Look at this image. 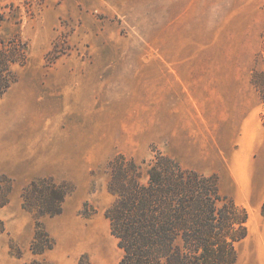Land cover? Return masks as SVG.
<instances>
[{
  "label": "rangeland",
  "instance_id": "rangeland-1",
  "mask_svg": "<svg viewBox=\"0 0 264 264\" xmlns=\"http://www.w3.org/2000/svg\"><path fill=\"white\" fill-rule=\"evenodd\" d=\"M0 41L27 56L0 97V264L36 259L39 228L52 264H119L110 163L146 184L158 153L218 178L249 213L237 264H264V0H0ZM45 179L72 192L37 218Z\"/></svg>",
  "mask_w": 264,
  "mask_h": 264
},
{
  "label": "trees",
  "instance_id": "trees-1",
  "mask_svg": "<svg viewBox=\"0 0 264 264\" xmlns=\"http://www.w3.org/2000/svg\"><path fill=\"white\" fill-rule=\"evenodd\" d=\"M26 64L19 45L0 41V97L19 79L14 66ZM109 168L108 189L115 200L106 218L122 252L119 264L238 263V246L249 235V213L220 192L216 176L183 169L161 153L148 166L146 184L133 160L120 156ZM71 192L52 179L33 182L23 194V208L37 218L54 217ZM54 247L48 232L37 229L30 248L36 259L25 264H52L44 255ZM78 264L94 263L82 256Z\"/></svg>",
  "mask_w": 264,
  "mask_h": 264
}]
</instances>
